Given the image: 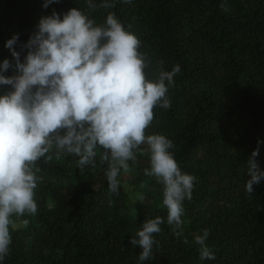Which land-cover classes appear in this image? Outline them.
Returning a JSON list of instances; mask_svg holds the SVG:
<instances>
[{"label": "trees", "instance_id": "1", "mask_svg": "<svg viewBox=\"0 0 264 264\" xmlns=\"http://www.w3.org/2000/svg\"><path fill=\"white\" fill-rule=\"evenodd\" d=\"M103 2L93 0V10L86 0H59L47 9L43 0H0V63L14 64L6 42L18 34L21 51L53 10L62 16L79 8L97 24L115 13L141 42L148 79L181 68L168 93L171 107L154 109L146 134L172 140L181 170L197 178L192 199L184 201L182 236L161 225L154 258L145 264H264V180L245 191L247 161L264 140V0H109L108 8ZM8 90L0 86V94ZM78 159L37 162L38 211L14 218L28 223L10 228L3 264H138L142 249L131 238L147 219L167 217L163 185L145 175L149 157L138 156L133 166L135 196L122 184L118 194L108 192L106 163L81 171ZM256 159L264 170V145ZM205 230L214 260L199 259L195 238Z\"/></svg>", "mask_w": 264, "mask_h": 264}, {"label": "clouds", "instance_id": "2", "mask_svg": "<svg viewBox=\"0 0 264 264\" xmlns=\"http://www.w3.org/2000/svg\"><path fill=\"white\" fill-rule=\"evenodd\" d=\"M131 4L132 0H121ZM59 3L43 0L42 7ZM95 9L93 0H86ZM101 7H113L104 0ZM13 35L5 47L15 63H0V86L10 90L0 94V264L9 254L16 220L38 211L36 189L41 182L37 162H51L54 157H78V166L103 168L109 193L118 194L121 177L130 174L138 156L149 157L145 175L163 185L162 205L165 219L156 216L147 221L130 243L139 246L138 264L154 258L161 225L167 223L173 234H183L184 201L191 200L197 178L181 170L172 151V140L162 134H146L154 120V109H169V90L179 65L171 71H160L156 79H148L150 67L139 51L141 42L115 15L109 13L102 24L90 14L72 8L62 16L55 10L41 17L37 31L21 51ZM14 69L15 74L4 73ZM249 157L245 191L264 180L256 157L259 146ZM145 146V147H142ZM138 194L137 200H145ZM23 223L27 225L28 221ZM207 230L195 238L200 245L199 259L214 260L215 254L206 244Z\"/></svg>", "mask_w": 264, "mask_h": 264}, {"label": "rangeland", "instance_id": "3", "mask_svg": "<svg viewBox=\"0 0 264 264\" xmlns=\"http://www.w3.org/2000/svg\"><path fill=\"white\" fill-rule=\"evenodd\" d=\"M106 167H107V163H106ZM136 172L132 171L130 174H126V175H123L121 177V184L122 186L128 191L131 193L132 196H135L136 195V185H134L133 181H132V177L135 175ZM144 201H147V199L145 198ZM28 215H25L23 217H27ZM24 220H19V221H16V228H19V227H24L26 226L24 223H23ZM154 264H159V261L156 260L154 262Z\"/></svg>", "mask_w": 264, "mask_h": 264}]
</instances>
